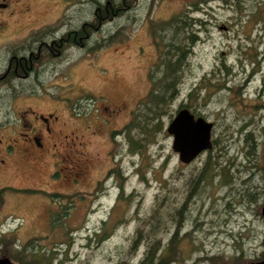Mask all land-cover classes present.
I'll return each instance as SVG.
<instances>
[{"label":"rangeland","instance_id":"rangeland-1","mask_svg":"<svg viewBox=\"0 0 264 264\" xmlns=\"http://www.w3.org/2000/svg\"><path fill=\"white\" fill-rule=\"evenodd\" d=\"M54 1L11 0L36 26L67 9L71 26L8 49L33 69L0 89V124L31 108L66 125L53 157L34 168L11 163L1 176L3 185L38 187L8 190L3 231L39 264L258 260L264 0ZM66 32L61 55L34 59L41 42ZM181 108L212 123L211 148L188 163L167 132ZM51 169L60 171L53 180Z\"/></svg>","mask_w":264,"mask_h":264},{"label":"flooded vegetation","instance_id":"flooded-vegetation-1","mask_svg":"<svg viewBox=\"0 0 264 264\" xmlns=\"http://www.w3.org/2000/svg\"><path fill=\"white\" fill-rule=\"evenodd\" d=\"M49 1L52 2L53 0ZM54 2L56 3L58 1L55 0ZM10 6L11 0H0V89L5 87L11 78L25 79L28 76V71L33 69L32 61L29 66H26L25 63L28 59H26L24 55L18 56V54L14 53L9 56V48L24 46V38L30 34L43 32L47 28H51L55 31L58 29L67 31L71 26V17L68 15L67 9H63V14H58L51 18V21L48 22L49 24L36 26L34 25V20H31L35 18L34 15L25 14L29 9L14 10L11 9ZM16 12H19L20 14L17 15ZM53 12H55V10ZM11 22L15 23L14 27H11ZM23 23L28 25L24 26ZM25 27H28V32L23 36L20 32L24 30ZM10 28L20 29L9 31ZM71 34V32H66L64 36L52 41L50 44H47V42H41L37 46V52L34 59L37 60L41 55L44 56L47 54L53 56L61 55L62 50L67 47L70 41L72 42ZM14 38L16 39L14 40ZM32 55L33 53L31 52L29 57L30 60ZM18 120L19 122L14 124H0V178L7 171V168L11 163H27L30 168H34L38 161L46 160L49 156L53 157L55 152H51V150L56 148V142L55 140L53 142L51 141L57 135H62L63 127L66 125L62 119L58 118V116L54 115L52 112L41 113L36 112L31 108L24 109ZM106 120L108 121L109 119L106 118ZM263 142L264 135H262L261 138V153L263 155L262 163L264 161ZM14 168H18V166H15ZM48 173L50 180H53L55 176H57V173L60 174V171L57 169H51ZM73 173L76 176L83 175L85 169L79 167L78 171ZM31 188L38 189V187H15L12 185L0 184V213L4 203L8 201V190L21 189L23 191H31ZM60 206H63V204H60ZM263 208L264 200L259 207V213L262 217H264ZM56 218L57 217H54L53 220ZM49 219L50 217L47 218V220ZM4 224L5 219L0 217V264H39L36 260L27 258L26 252L28 251L19 248L20 240L15 237L14 234H7L3 231ZM263 253L264 249L261 253V257L256 261L262 259ZM256 261H253L250 264Z\"/></svg>","mask_w":264,"mask_h":264},{"label":"water","instance_id":"water-1","mask_svg":"<svg viewBox=\"0 0 264 264\" xmlns=\"http://www.w3.org/2000/svg\"><path fill=\"white\" fill-rule=\"evenodd\" d=\"M211 128V122L195 116L189 109L178 110L167 132L173 137L172 149L178 153L180 161L188 163L201 151L211 148ZM252 264H264V253L262 259Z\"/></svg>","mask_w":264,"mask_h":264},{"label":"trees","instance_id":"trees-1","mask_svg":"<svg viewBox=\"0 0 264 264\" xmlns=\"http://www.w3.org/2000/svg\"><path fill=\"white\" fill-rule=\"evenodd\" d=\"M263 145H264V142H263Z\"/></svg>","mask_w":264,"mask_h":264}]
</instances>
